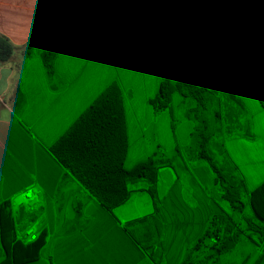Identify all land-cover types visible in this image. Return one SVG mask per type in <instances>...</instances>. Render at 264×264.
<instances>
[{
	"label": "crops",
	"instance_id": "obj_1",
	"mask_svg": "<svg viewBox=\"0 0 264 264\" xmlns=\"http://www.w3.org/2000/svg\"><path fill=\"white\" fill-rule=\"evenodd\" d=\"M189 1L185 26L160 0H116L103 13L121 23L106 34L101 17L80 0H0V36L14 47L0 63V202L34 184L31 207L44 237L38 257L20 264H205L232 253L233 264H264V252L255 255L263 224L251 203L264 181V108L223 55L241 58L264 90V0L220 1L216 45L209 35L194 59L197 85L207 89L205 109L175 92L168 108L156 110L150 100L162 81L181 79V48L203 19L206 1ZM62 40L49 71L41 54ZM113 82L124 104V168L151 158L156 179L129 182L126 201L108 210L50 149ZM201 121L222 186L197 155ZM224 189L241 209L224 199ZM16 216L26 217L22 209ZM216 221L223 242L211 253L208 234Z\"/></svg>",
	"mask_w": 264,
	"mask_h": 264
},
{
	"label": "trees",
	"instance_id": "obj_2",
	"mask_svg": "<svg viewBox=\"0 0 264 264\" xmlns=\"http://www.w3.org/2000/svg\"><path fill=\"white\" fill-rule=\"evenodd\" d=\"M169 9H174L178 17L187 26L189 20V0H160ZM206 9L203 19L198 23L194 37L181 48L185 69L179 81L167 79L161 82L159 94L150 100L156 110L169 107L171 96L177 92L191 97L196 107L205 109L206 87L198 86L194 77V59L198 51L206 44L207 38L221 24L220 1L205 0ZM101 17L106 34H115L120 26V19L115 14L91 12ZM66 44L65 40L54 43L42 54L41 60L47 70L52 69L56 53ZM14 50L12 44L0 36V63L7 61ZM224 57L233 63L242 79L254 92L264 108V90L254 81L245 67L243 60L225 51ZM196 110H190L189 113ZM201 128V129H200ZM204 121L198 123L196 131L199 136L198 157L205 161L214 174V183L222 184L224 174L215 164L207 151L208 136ZM128 148L124 104L120 87L111 83L78 117L72 126L52 145L51 152L76 180L94 196L102 206L111 210L128 198L127 184L140 178L154 183L156 168L150 158L131 169L124 168ZM153 194V189H150ZM154 195V194H153ZM224 199L234 208L241 209L233 191L224 189ZM251 203L255 215L262 221L264 234V181L251 192ZM13 219L8 201L0 202V241L5 257L0 264H20L36 259L39 255L44 237L41 233L36 241L24 244L16 241L13 234Z\"/></svg>",
	"mask_w": 264,
	"mask_h": 264
},
{
	"label": "built area",
	"instance_id": "obj_3",
	"mask_svg": "<svg viewBox=\"0 0 264 264\" xmlns=\"http://www.w3.org/2000/svg\"><path fill=\"white\" fill-rule=\"evenodd\" d=\"M116 0H80L81 7L91 12H103L107 10ZM37 200L34 184H30L22 190L14 193L8 200L11 216L13 219V234L16 241L24 244L32 243L42 233L43 227L36 214V208L31 207ZM22 209L26 215L25 219L18 220L17 213ZM223 242V226L216 221L213 229L208 234V250L217 252Z\"/></svg>",
	"mask_w": 264,
	"mask_h": 264
},
{
	"label": "rangeland",
	"instance_id": "obj_4",
	"mask_svg": "<svg viewBox=\"0 0 264 264\" xmlns=\"http://www.w3.org/2000/svg\"><path fill=\"white\" fill-rule=\"evenodd\" d=\"M91 13V11H90ZM194 37V36H193ZM192 37V38H193ZM188 39V38H187ZM209 42L213 43L216 45V41H215V37L214 34H211V36L209 37ZM210 44V43H209ZM212 92H215V88H211ZM213 108H215V101L212 103ZM213 108H209L206 112V117L208 119V122L211 121V114L213 113ZM212 112V113H211ZM208 114V115H207ZM204 120V119H203ZM256 250L255 255L259 256L260 254H262L264 252V234L261 236V242L259 244V247ZM254 250V251H255ZM253 253V252H252ZM250 259H253V254H250ZM208 261L205 264H233L234 263V259H233V253L230 254L228 259H224L222 261H218L217 258L215 257H210L209 259H207ZM254 260H252L251 262H253Z\"/></svg>",
	"mask_w": 264,
	"mask_h": 264
}]
</instances>
